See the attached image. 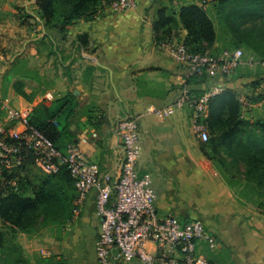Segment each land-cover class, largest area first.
I'll use <instances>...</instances> for the list:
<instances>
[{"label": "crops", "instance_id": "0c3cea01", "mask_svg": "<svg viewBox=\"0 0 264 264\" xmlns=\"http://www.w3.org/2000/svg\"><path fill=\"white\" fill-rule=\"evenodd\" d=\"M189 1L138 0L136 9L121 13L102 8L94 19L80 20L62 34L44 24L35 3L26 10H37V15L29 14L37 27L1 17L0 121L6 116V107L28 117L38 108L61 107L57 115L65 129L61 149L66 143L78 144L101 173L116 182L123 164L118 123L139 116L138 172L152 178L159 215L202 219L220 244L216 251L205 249L210 264H264V214L238 198L221 180L204 154L207 144L194 132L191 108L186 106L165 118L149 111L169 106L183 88L202 94L212 84L191 77L153 31L159 9L178 11L190 5ZM200 1L194 4L200 5ZM26 29H30L29 37L24 39ZM172 34L171 39L181 41L187 31L180 26ZM80 35H87V44ZM220 44L217 36L214 52ZM230 78L225 84L236 93L241 82ZM47 94L53 99L48 100ZM20 174L28 173L22 169ZM27 187L24 182L21 191L25 193ZM71 191L74 210V187ZM95 205L93 192L80 214L72 215L69 232L59 241L65 264H97L101 221ZM3 227L0 220V229ZM26 241L34 243L30 238Z\"/></svg>", "mask_w": 264, "mask_h": 264}, {"label": "built area", "instance_id": "2783aa9c", "mask_svg": "<svg viewBox=\"0 0 264 264\" xmlns=\"http://www.w3.org/2000/svg\"><path fill=\"white\" fill-rule=\"evenodd\" d=\"M216 1L202 0L200 6L206 9ZM137 3L138 0H114L109 9L112 13H121L136 9ZM161 46L175 62L188 68L191 77L212 84L202 94L183 88L169 106L149 111L165 118L189 106L194 132L206 144L211 138L205 122L210 102L227 89L226 80L238 74L244 51L236 48L195 53L176 39L165 40ZM247 64L252 67L254 58ZM46 98L53 99L50 94ZM139 119L131 115L118 123L123 164L120 178L113 182L110 175H103L99 165L87 158L78 144L68 143L59 149L29 123L25 113L6 107V116L0 122V186L17 190L15 180H8L7 176L19 171L29 159L45 176L57 175L66 168L76 191L75 216L80 214L89 195L96 193L95 212L101 221L96 243L97 264H210L205 249L216 251L220 244L207 224L199 218L182 220L159 215L152 178L139 175ZM71 224L72 221L69 229Z\"/></svg>", "mask_w": 264, "mask_h": 264}, {"label": "trees", "instance_id": "16d2710c", "mask_svg": "<svg viewBox=\"0 0 264 264\" xmlns=\"http://www.w3.org/2000/svg\"><path fill=\"white\" fill-rule=\"evenodd\" d=\"M113 1L36 0L35 5L38 7L39 17L44 24L62 34L80 20L94 19L100 10L99 7H109ZM260 1L220 0V3L225 27L233 35L234 33L239 35L234 42L247 44L251 48L257 46L259 53L264 57V5ZM180 26L187 31L182 42L191 51L195 53L214 52L217 33L214 22L206 9L196 4L184 5L178 11L168 7L159 9L153 25L156 40L161 42L171 39L173 31ZM79 39L84 45L88 43L87 35H80ZM197 80L204 81L205 79ZM236 97V93L230 89L215 96L210 102L206 125L209 133L218 127L225 128L223 145L229 150L243 149V159H246L251 167L260 168L264 177V121L256 123V135L250 134L251 132L245 127L239 130L234 126L238 124L240 115V104ZM60 111L61 107L56 109L42 107L29 116V123L48 136L59 149H61L59 143L65 130L62 122L57 119ZM33 164L32 159H29L19 171L7 176L8 180L18 178L20 189L18 186L17 190L12 186H7V188L0 186V220L4 227L16 234H32L38 224L53 222L57 215H61L64 222L70 221L72 216L70 211H73L74 197L71 189L74 185L66 168H63L57 175L46 177L36 187L33 186L32 195H24L21 191L23 181H21L20 173L24 169L29 174L28 169ZM25 180L28 186L32 185L28 179ZM3 228L0 229V248L6 246V231ZM21 260L22 256L19 254L17 261Z\"/></svg>", "mask_w": 264, "mask_h": 264}, {"label": "rangeland", "instance_id": "374dc122", "mask_svg": "<svg viewBox=\"0 0 264 264\" xmlns=\"http://www.w3.org/2000/svg\"><path fill=\"white\" fill-rule=\"evenodd\" d=\"M35 2L36 0H0V19L6 16L8 20H13L21 26L37 27V21L34 24L29 18V16L31 17L29 14L32 12L37 15V10L32 8L26 10V6L34 7ZM194 2L198 3V0H191L187 4H194ZM260 2L264 5V0ZM216 3L217 5L215 3L209 4L206 12L214 22L217 36L221 42L217 51L223 49L234 51L236 48H242L244 51L243 64L240 66L238 74L229 79L233 82H241L240 86L242 87L236 91V98L240 104V115L238 124L234 126L239 130L245 127L247 131L251 132L250 134L256 135V123L261 120L264 121V57L259 53L257 46L251 48L247 44L234 42L239 38V35L236 33L233 35L225 27L224 18L221 15L220 0H217ZM101 8L99 7L100 10ZM106 8L110 11L109 7ZM2 9L5 10L2 11ZM29 32L30 29L25 30L24 39L29 37ZM252 58H254V65L250 67L247 63ZM224 130L225 128L218 127L215 131H210L211 140L205 146L204 154L211 160L221 180L235 191L237 197L264 214V177L262 171L260 168L251 167L248 161L243 159V149L229 150L223 145ZM28 171L27 178L21 175L22 185L25 179H28L32 184L25 188L24 195H31L32 187H36L43 179L49 177L43 175L35 165L29 167ZM70 212L71 215L74 214L73 211ZM97 219L96 221H98ZM71 220L64 222V218L57 215L53 222L38 224L32 234H26L28 236H23L22 233H13L4 227L6 246L0 248V264H65L66 261L60 254L59 241L69 232L67 230ZM27 238L34 240V243L29 244L26 241ZM19 254L22 256L20 262L17 261Z\"/></svg>", "mask_w": 264, "mask_h": 264}]
</instances>
